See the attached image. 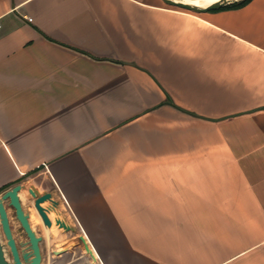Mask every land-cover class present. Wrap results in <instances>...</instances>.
<instances>
[{"label":"crops","instance_id":"crops-1","mask_svg":"<svg viewBox=\"0 0 264 264\" xmlns=\"http://www.w3.org/2000/svg\"><path fill=\"white\" fill-rule=\"evenodd\" d=\"M16 183L32 230L29 190L79 230L78 263L264 264V0H0Z\"/></svg>","mask_w":264,"mask_h":264},{"label":"water","instance_id":"water-1","mask_svg":"<svg viewBox=\"0 0 264 264\" xmlns=\"http://www.w3.org/2000/svg\"><path fill=\"white\" fill-rule=\"evenodd\" d=\"M162 1L165 4L170 5V6L188 10L194 13H201V12L219 9L222 6L227 5L237 0H216L205 6H198V5L185 3V2H181L177 0H162ZM21 190H22V186L19 183H16L0 194V230H3L6 238L8 239V244L11 247L12 254L14 257V263L20 264L16 249L14 246V241L10 233V226H9V221H8V217L6 213V206L12 207L14 210L15 218L18 221L19 225L22 227V229L25 231L28 237V243L30 244V248L32 249L33 257L29 260V264H40L41 257H40L39 246H38L40 237L36 236L35 232L31 229L29 222H28V214L24 212L21 206V203L18 197V192H20ZM29 192L34 198L33 206L36 209L37 213L40 215L43 221V224L49 227L51 225V222L46 214V209L43 206H41V203H43L46 200H49L52 204H55V201L51 199V196L49 193H44L40 196H35L32 190H29ZM56 223L59 224V227H63L64 230L66 231L74 230L72 227L66 226L63 222H60L59 220H56ZM53 253H56V251H53ZM90 255L92 258L94 257L92 254ZM23 258L25 260H28V254L24 253ZM0 264H8L6 258L4 257L3 251H2L1 242H0Z\"/></svg>","mask_w":264,"mask_h":264},{"label":"rangeland","instance_id":"rangeland-1","mask_svg":"<svg viewBox=\"0 0 264 264\" xmlns=\"http://www.w3.org/2000/svg\"><path fill=\"white\" fill-rule=\"evenodd\" d=\"M23 198H25V193L23 194ZM24 202H25V208H27L28 205L30 204V202L25 201V200H24ZM29 206H32V205L30 204ZM8 209H9L10 220H11V228L13 230L14 236L17 238L23 239L24 236H23L22 231H21L22 229L20 228L19 223L15 218L14 210L12 207H8ZM35 211H36V209H35ZM47 216H49V215H47ZM56 216H55V214H52L49 216V218L50 217L53 218ZM53 224H54L53 228L48 230L47 228H45V225L43 224L42 219H40V223L34 226V229H35L37 235L42 238V247H43V249H45L44 252L48 253V250H50V248H54V249L58 248L60 245L65 244L67 242L69 245H66V246H68L69 248H66L67 250L66 249L62 250V253H61V251H56V254H58V253L65 254V255L67 254L68 257H72V258H74L75 255H78L77 257H79L78 259H80V261L77 260V262L74 261L73 263H70V264H84L85 262L78 263V262H81L82 258L84 257V255L81 252L82 251L81 250L82 248L80 246L81 241H80V238L78 237L79 230H76L75 234H71V233L65 232V230H63L62 228L58 229V226L55 225V223H53ZM57 233L59 235H56ZM52 246H54V247H52ZM53 254H55V253H53ZM54 258H57V257H54ZM47 263L48 262H46L45 264H47ZM53 264H57V262L54 261Z\"/></svg>","mask_w":264,"mask_h":264},{"label":"flooded vegetation","instance_id":"flooded-vegetation-1","mask_svg":"<svg viewBox=\"0 0 264 264\" xmlns=\"http://www.w3.org/2000/svg\"><path fill=\"white\" fill-rule=\"evenodd\" d=\"M9 226H10V233H11L12 239L14 241V246H15L17 256H18V260H19L20 264H29V260L33 257V254H32V249L30 248V244L28 243V237H27L25 231L19 225L20 228L22 229L21 231H22L24 238L23 239L17 238L14 236L13 230L11 228V221H9ZM33 231L35 232L36 236H38L36 231L35 230H33ZM75 232H76V230L70 231L71 234H75ZM0 242L2 245V251H3L4 257L6 258L8 264H15L11 247L8 244V239L6 238L3 230H0ZM38 246H39V252H40V257H41L40 258V264H44L46 262H48L47 264H53L54 261L57 262V264H70V263H73L74 261L77 262V260L79 258V257H77L78 255H75V257L72 258V257H68L67 254L66 255L60 254V253L53 254V251H60V248H56V249L50 248V250H48V253H45L44 249L42 247V238L41 237H40V241L38 242ZM24 253L28 254V260H25L23 258ZM61 253H62V251H61ZM54 257H57V258H54ZM44 260H45V262H44Z\"/></svg>","mask_w":264,"mask_h":264},{"label":"bare ground","instance_id":"bare-ground-1","mask_svg":"<svg viewBox=\"0 0 264 264\" xmlns=\"http://www.w3.org/2000/svg\"><path fill=\"white\" fill-rule=\"evenodd\" d=\"M185 3H190L198 6H205L207 4H210L211 2H214L216 0H177Z\"/></svg>","mask_w":264,"mask_h":264},{"label":"trees","instance_id":"trees-1","mask_svg":"<svg viewBox=\"0 0 264 264\" xmlns=\"http://www.w3.org/2000/svg\"><path fill=\"white\" fill-rule=\"evenodd\" d=\"M249 0H237V1H234V2H231L227 5H224L222 7H220L219 9H222V8H225V7H238V6H241V5H244L246 2H248Z\"/></svg>","mask_w":264,"mask_h":264},{"label":"built area","instance_id":"built-area-1","mask_svg":"<svg viewBox=\"0 0 264 264\" xmlns=\"http://www.w3.org/2000/svg\"><path fill=\"white\" fill-rule=\"evenodd\" d=\"M29 21H31V18H27Z\"/></svg>","mask_w":264,"mask_h":264}]
</instances>
